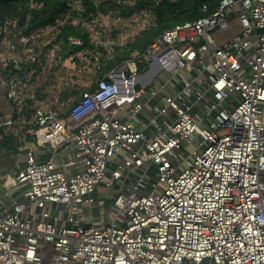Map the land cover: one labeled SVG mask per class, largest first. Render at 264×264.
<instances>
[{
  "label": "built area",
  "instance_id": "built-area-1",
  "mask_svg": "<svg viewBox=\"0 0 264 264\" xmlns=\"http://www.w3.org/2000/svg\"><path fill=\"white\" fill-rule=\"evenodd\" d=\"M63 1L0 22V127L37 145L0 188V264H264V0H220L113 67L162 0ZM66 29L93 45L63 48Z\"/></svg>",
  "mask_w": 264,
  "mask_h": 264
},
{
  "label": "trees",
  "instance_id": "trees-1",
  "mask_svg": "<svg viewBox=\"0 0 264 264\" xmlns=\"http://www.w3.org/2000/svg\"><path fill=\"white\" fill-rule=\"evenodd\" d=\"M30 0H0V22L8 17L22 13L26 4ZM44 2L43 8L35 15L33 25L39 26L53 22L59 14L67 7L63 0H37ZM150 3L153 0H148ZM220 0H176L174 2L169 0H162L156 5L157 25L151 28L130 46L117 53L116 58L110 62L109 67H113L122 63L130 56V53L135 48L145 49L157 36L164 30L171 28L179 23L185 21L196 20L200 17L211 14L219 6ZM207 7V10H204ZM71 29L68 30V32ZM140 39V40H139ZM0 133L2 130L0 129ZM6 139V138H5ZM8 147L14 149L10 139L5 141ZM1 146V142H0ZM2 164L0 162V169Z\"/></svg>",
  "mask_w": 264,
  "mask_h": 264
},
{
  "label": "crops",
  "instance_id": "crops-1",
  "mask_svg": "<svg viewBox=\"0 0 264 264\" xmlns=\"http://www.w3.org/2000/svg\"><path fill=\"white\" fill-rule=\"evenodd\" d=\"M152 4H154V2H152ZM155 11H156V8H155ZM157 13V12H156ZM20 14H22V13H20ZM68 30L69 29H66L65 30V32L60 36V41H61V45L63 46V45H67L66 44V36L68 35V34H70V33H76V34H78V35H81V37L84 39V45H86V46H91V45H93L90 41H88V39H87V36L85 35V34H83V33H81V32H79V31H76V30H70L71 32H68ZM133 44V43H132ZM131 44V45H132ZM130 45V46H131ZM130 46L128 47V48H125V49H129L130 48ZM63 48H65L64 46H63ZM125 49H123V50H125ZM123 50H120V51H123ZM134 50H142V49H140V48H135V49H133L132 51H131V53L134 51ZM119 51V52H120ZM130 53V54H131ZM130 57V56H129ZM128 57V58H129ZM127 59V58H126ZM125 59V60H126ZM105 70H106V68H104V69H102L101 70V73L100 74H104L105 73ZM154 71H155V68H154ZM154 71H152V73H154ZM5 74V72L4 73H2V72H0V87H1V91H0V115L1 116H11V114H12V110H11V106H10V100L8 99V96H7V87L2 83V78H3V76H5L4 75ZM7 74V73H6ZM83 90V87H80V88H78V89H72V90H68L67 92H65L62 96V98L63 99H67L68 97H69V93L71 94V95H74V96H79L80 95V93H81V91ZM2 97L4 98H7V104H8V111L6 112V108L7 107H4L3 106V103H2ZM39 97H41V98H45L46 97V94L45 93H43V92H41L40 91V95H39ZM0 129L2 130V133H0V142H1V145H3V144H5V141L7 140V139H10L11 140V142H12V146L14 147V149H15V151L17 152V154H18V149H17V146H24V147H37V145H36V142H35V139L31 136V135H21V136H16V135H14V134H11V132H10V134H8V135H4V128H1L0 127ZM6 138V139H5ZM38 154L39 155H41V158H46L47 157V153L45 152H38ZM57 158H58V160H59V162L60 163H62L63 161H65L66 160V158H67V151L66 150H60L59 151V153H58V156H57ZM16 159H17V161H16V164H15V168L17 167V168H19V164H18V158H17V155H16ZM14 168V172H13V174L16 172L15 169ZM0 176L1 177H3V178H5L6 176L8 177V176H11L10 174L8 175H5V174H1L0 173ZM13 176V175H12ZM11 176V177H12Z\"/></svg>",
  "mask_w": 264,
  "mask_h": 264
},
{
  "label": "rangeland",
  "instance_id": "rangeland-1",
  "mask_svg": "<svg viewBox=\"0 0 264 264\" xmlns=\"http://www.w3.org/2000/svg\"><path fill=\"white\" fill-rule=\"evenodd\" d=\"M240 31H241V26H240L239 22L237 20H233V21H231V28L228 31H217L216 34L218 35L220 43L222 44L228 38L233 37L237 33H241ZM140 39H142V37H140ZM1 90L2 89L0 87V91ZM1 100H2L3 106L7 107L6 108V112H7L8 111L7 98L2 97ZM16 155H17V152L15 151V149L9 148L8 144H3L0 146V162L2 164V168L0 169L1 174L3 173L5 175H7V174L8 175L10 174L11 176L13 175L15 164L17 161ZM185 157L186 156L184 154L180 155V158L182 160H184ZM15 169H16L15 171L18 170L17 167ZM7 182H8L7 176L5 178L1 177L0 178V188H3L4 185L7 184ZM108 192L109 191L107 189L100 188L98 191V195L102 196V197L107 196ZM94 195L97 196V192L94 193ZM4 196H5V192L3 190H0V198H3ZM95 213H97V212H95Z\"/></svg>",
  "mask_w": 264,
  "mask_h": 264
},
{
  "label": "bare ground",
  "instance_id": "bare-ground-1",
  "mask_svg": "<svg viewBox=\"0 0 264 264\" xmlns=\"http://www.w3.org/2000/svg\"><path fill=\"white\" fill-rule=\"evenodd\" d=\"M154 68H156V66L154 65L153 69L148 73V74H151L152 71H154Z\"/></svg>",
  "mask_w": 264,
  "mask_h": 264
}]
</instances>
